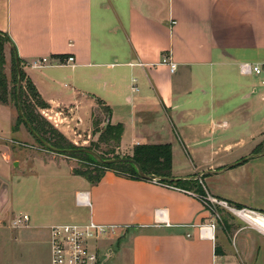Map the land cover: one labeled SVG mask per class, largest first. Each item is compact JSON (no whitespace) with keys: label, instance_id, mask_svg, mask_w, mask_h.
<instances>
[{"label":"crops","instance_id":"crops-1","mask_svg":"<svg viewBox=\"0 0 264 264\" xmlns=\"http://www.w3.org/2000/svg\"><path fill=\"white\" fill-rule=\"evenodd\" d=\"M0 32L67 139L96 140L106 114L104 129L122 128V156L170 144L173 177L228 205L114 172L93 185L71 170L79 187L25 212L27 224L9 193L0 264H51L50 228L68 221L128 227L105 264H264L263 230L237 213L264 215V90L240 73L264 63V0H0ZM81 191L91 208L77 205Z\"/></svg>","mask_w":264,"mask_h":264},{"label":"rangeland","instance_id":"rangeland-1","mask_svg":"<svg viewBox=\"0 0 264 264\" xmlns=\"http://www.w3.org/2000/svg\"><path fill=\"white\" fill-rule=\"evenodd\" d=\"M11 59L12 57L10 61H7L6 74L10 88L14 91V87H17V94H13L8 105H0V208L5 205L10 193V210L15 211V216L19 219L30 209H39L41 212L42 209L50 207V203L69 196L72 191L78 188L81 181L72 176L71 170L74 174H83L87 170L93 172L97 166L85 156L70 157L50 150L30 131L19 113L18 102L20 104L21 99L20 96L18 98V84L14 83L13 80ZM252 79L261 90H264L261 77L252 75ZM23 86L27 87L26 83ZM27 92L31 93L29 90ZM31 102L32 104L35 103L34 99ZM45 110L37 108V112L41 113L53 125L52 119H48L50 113H47V116L43 114ZM106 118V114H98L95 118V129L99 131V134H96V140H89L85 144L84 140L87 138L85 136L77 137L78 135H76L78 140H67L77 148L95 151L105 160L118 157L131 158L132 156H122L123 153L128 154L118 149L117 132L114 130L104 131V126L107 125H105ZM15 127L18 128L17 131ZM102 132L104 133L101 139ZM53 139L56 140L57 138L54 137ZM261 151H264V145ZM177 158L179 159V155ZM178 168L179 166H177ZM198 195L197 197L203 201ZM204 196L207 197L206 192ZM222 213H220V218L225 223L228 221L227 217L230 218L232 214L227 209H224ZM250 215L264 217V215L257 213ZM64 223L78 222L68 221ZM261 229H263L262 226ZM107 245L109 246V244H106V248Z\"/></svg>","mask_w":264,"mask_h":264},{"label":"trees","instance_id":"trees-1","mask_svg":"<svg viewBox=\"0 0 264 264\" xmlns=\"http://www.w3.org/2000/svg\"><path fill=\"white\" fill-rule=\"evenodd\" d=\"M8 42H11L9 36L3 32H0V105H8L13 94H17V87H14V91L10 88L8 76L6 74L7 60L5 49ZM11 62L14 83L18 84L19 71L21 74L22 87L20 95V108L23 115L20 116L24 123L27 126L30 125L33 129V133H35L37 136H40L53 148L65 150L79 149L69 142L63 134H61L46 118L42 116L41 113L37 112V108L45 110L49 108V105L41 98L33 83L27 78L26 74L21 68L20 60V65H17L15 50L12 54ZM24 83H26L27 87L23 86ZM28 90L31 92L30 94L27 92ZM33 99L35 103L32 104L31 101ZM17 129L18 128L15 127L16 131ZM113 130L117 132L116 135L118 139H120L122 135V128L120 126L113 127L108 124L104 131L109 132ZM94 131L99 132L97 129ZM103 133L104 132H102L100 136L101 139L103 137ZM54 137L57 139L54 140ZM258 152L259 151L256 153ZM63 155L70 157L85 156L90 160V162H93L98 167L94 168L93 172H88L87 170L83 174L75 173L76 175L87 178V180H89V182L93 185L98 184L107 171L114 172L115 174L126 178L145 180L140 176L137 167L130 163L102 164L95 157L86 153L71 152L63 153ZM172 156V147L170 144L141 145L135 148L134 154L131 158L141 166L143 172L146 175H156L162 178L160 181L161 183L186 191H194L196 194L204 196L205 190L199 180L176 179L173 177Z\"/></svg>","mask_w":264,"mask_h":264},{"label":"built area","instance_id":"built-area-1","mask_svg":"<svg viewBox=\"0 0 264 264\" xmlns=\"http://www.w3.org/2000/svg\"><path fill=\"white\" fill-rule=\"evenodd\" d=\"M46 61L47 59H42L37 65H42ZM74 62L75 58L72 56L65 60V63ZM163 63L170 66L171 72H175L177 69V64L168 57L163 60ZM240 73L244 76L255 75L261 77L264 85V63H243L240 66ZM134 89L137 90V88ZM190 193L195 196L198 195L193 192ZM199 197L207 204L219 203L228 207L226 202H218L209 196ZM76 203L79 207L91 208L89 193L79 192L76 196ZM237 213L239 215H245V213L254 214V212L247 210H240ZM29 221V216L23 215L17 220L16 224H27ZM214 227L212 225V228ZM127 229V226L103 225L94 221L54 225L50 228L51 264H105L110 257V250L109 247H105L106 244L119 238L121 233ZM203 231L205 232V230Z\"/></svg>","mask_w":264,"mask_h":264},{"label":"water","instance_id":"water-1","mask_svg":"<svg viewBox=\"0 0 264 264\" xmlns=\"http://www.w3.org/2000/svg\"><path fill=\"white\" fill-rule=\"evenodd\" d=\"M17 57V56H16ZM17 65L19 66V58L17 57ZM21 87H22V82H21V74L19 71V82H18V98L20 96L21 93ZM19 101V100H18ZM18 107H19V112L20 115H23L21 112V108H20V104L18 102ZM30 131L33 133V129L31 128L30 125H28ZM35 135V133H33ZM36 138L39 139V141L45 145L47 148H49L50 150L58 153V154H63V153H71V152H76V153H86L89 154L93 157H95L99 162H101L102 164H112V163H130L133 164L137 167L138 172L140 174V176L145 179V180H149V181H161L162 178L156 176V175H146L141 166L139 164H137L132 158H118V159H111V160H105L103 159L99 154H97L95 151L87 149V148H79V149H75V150H65V149H56L51 147L48 143H46L40 136L35 135Z\"/></svg>","mask_w":264,"mask_h":264},{"label":"bare ground","instance_id":"bare-ground-1","mask_svg":"<svg viewBox=\"0 0 264 264\" xmlns=\"http://www.w3.org/2000/svg\"><path fill=\"white\" fill-rule=\"evenodd\" d=\"M250 214H253V213H245V215H242V216L244 218H246L247 220H249L250 222L257 225L259 228H261V226H262L263 227L262 230L264 231V217L260 216V215H256V217H255V216H252Z\"/></svg>","mask_w":264,"mask_h":264}]
</instances>
